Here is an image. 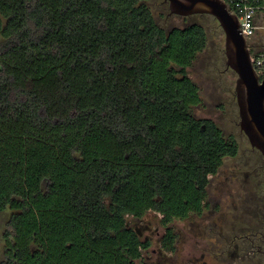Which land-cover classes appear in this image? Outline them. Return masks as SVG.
<instances>
[{
  "label": "trees",
  "instance_id": "1",
  "mask_svg": "<svg viewBox=\"0 0 264 264\" xmlns=\"http://www.w3.org/2000/svg\"><path fill=\"white\" fill-rule=\"evenodd\" d=\"M207 42L148 0H0V264H146L127 217L148 211L173 248L168 224L203 212L238 153L194 113Z\"/></svg>",
  "mask_w": 264,
  "mask_h": 264
},
{
  "label": "rangeland",
  "instance_id": "2",
  "mask_svg": "<svg viewBox=\"0 0 264 264\" xmlns=\"http://www.w3.org/2000/svg\"><path fill=\"white\" fill-rule=\"evenodd\" d=\"M148 3L156 22L166 29L191 22L205 28L206 47L186 68L200 88L201 102L194 107V113L212 119L225 135L232 136L238 144V153L225 157L217 172L210 175L208 205L204 212L172 223L176 233V249L172 252L160 250L165 228L159 214L148 211L142 218L127 217L128 225L142 240L150 242L143 250L142 259L146 264H173L179 261L183 244L190 249L197 244L203 253L209 247L217 250L218 263L257 264L258 257L237 250L240 244H247L237 235L254 231L264 234V155L250 145L239 126L234 94L237 74L225 64L224 32L209 13L170 14L166 1L148 0ZM12 211L9 208L0 211V258L4 249L5 221ZM255 242L260 240L257 238ZM226 249L229 251L225 252Z\"/></svg>",
  "mask_w": 264,
  "mask_h": 264
},
{
  "label": "water",
  "instance_id": "3",
  "mask_svg": "<svg viewBox=\"0 0 264 264\" xmlns=\"http://www.w3.org/2000/svg\"><path fill=\"white\" fill-rule=\"evenodd\" d=\"M168 13L213 15L224 32L226 67L237 74L234 94L238 105L239 126L252 147L264 155V73L253 65L246 38L239 30L238 17L223 0H164Z\"/></svg>",
  "mask_w": 264,
  "mask_h": 264
},
{
  "label": "built area",
  "instance_id": "4",
  "mask_svg": "<svg viewBox=\"0 0 264 264\" xmlns=\"http://www.w3.org/2000/svg\"><path fill=\"white\" fill-rule=\"evenodd\" d=\"M238 17L239 30L252 51L255 68L264 73V0H223ZM251 53V52H250Z\"/></svg>",
  "mask_w": 264,
  "mask_h": 264
},
{
  "label": "flooded vegetation",
  "instance_id": "5",
  "mask_svg": "<svg viewBox=\"0 0 264 264\" xmlns=\"http://www.w3.org/2000/svg\"><path fill=\"white\" fill-rule=\"evenodd\" d=\"M204 212V210H203ZM202 212V213H203ZM201 213V214H202ZM198 215V214H191L189 216H186L181 219H174L171 221L168 226L172 227V231L175 234V241H176V233L174 231V228L172 226V223L175 220H185L189 218L190 216ZM200 215V214H199ZM165 232V230H164ZM164 234V233H163ZM163 236V235H162ZM239 237H242L247 241V244H240L237 248V250L240 252H243L245 254H251L253 256L258 257L257 264H264V234H262L259 231H254L251 234L245 233V234H239L237 235ZM162 238V237H161ZM259 239L260 242H255V239ZM196 241V240H195ZM161 248L165 251L172 252L176 249V243L174 242L173 248L168 249L162 245H160ZM224 251V250H223ZM221 251V252H223ZM229 249H226L225 252H228ZM158 262V261H155ZM173 264H230V261H221L218 263L217 261V250H214L213 247H209V249H205L204 253L201 251L200 245H194L193 248H189L186 244H183L179 261H176Z\"/></svg>",
  "mask_w": 264,
  "mask_h": 264
}]
</instances>
